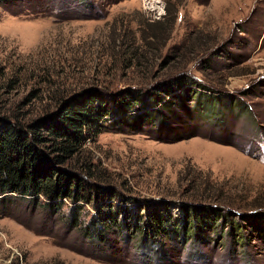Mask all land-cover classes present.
<instances>
[{"label": "rangeland", "instance_id": "1", "mask_svg": "<svg viewBox=\"0 0 264 264\" xmlns=\"http://www.w3.org/2000/svg\"><path fill=\"white\" fill-rule=\"evenodd\" d=\"M164 13L168 37L140 43L146 18ZM137 44L140 64L128 55ZM0 65L19 79L0 103L19 112L51 93L49 80L117 90L189 76L157 112L109 116L85 140L105 184L136 198L140 223L96 220L95 202L2 192L0 264H264V0H1ZM208 206L218 209L205 221L191 215ZM151 211L192 228L154 230Z\"/></svg>", "mask_w": 264, "mask_h": 264}, {"label": "trees", "instance_id": "2", "mask_svg": "<svg viewBox=\"0 0 264 264\" xmlns=\"http://www.w3.org/2000/svg\"><path fill=\"white\" fill-rule=\"evenodd\" d=\"M166 10L169 11L168 8ZM166 15L167 13H164L161 18L156 19L146 18L142 26L151 28V31L149 34H139V39L142 40L140 43H143V38L148 35L147 42L151 43V40L159 38L158 32L161 34V31H164L162 39L168 37L171 29L169 25L161 29ZM143 44L132 46L128 51V55L133 54L138 63L143 60V53L135 49L142 48ZM4 69L5 66L0 65V88L3 84L10 86L19 80ZM163 77L161 74L158 80L150 85H128L117 90L95 86H83L76 90L65 89L60 82L49 80L52 82V85H49L51 93L47 94L46 98L39 97L38 103L33 109H29L30 111L19 112V109H12L9 107L11 101L7 104L0 103V193L12 192L34 198L41 196L47 204H60L62 198L85 203L95 202L99 206V211L95 214L96 220L116 222L121 228L129 226L131 221L133 225L140 223L141 214L136 206V198L105 184L111 182L109 174L94 159L85 140L96 135L109 116H115L110 122L116 123L117 119L133 123L131 116L139 119V116H144L149 111L157 112V109H161L168 98L172 97L175 90L181 87L178 91L180 92L185 88L188 83L185 78L189 76L179 73L174 77ZM195 83L199 82L195 80L191 84ZM39 90V87L30 88L14 102L20 107L33 103L31 98ZM146 105L149 108L140 111ZM156 115L158 114L154 113L150 114L151 117H146L154 120ZM118 201L122 203L119 204ZM127 201L133 205V210L128 212L124 209V202ZM184 206V210L194 212L193 205L189 208V204ZM113 208L120 217L114 216L110 220L106 214L109 215V210L112 212ZM216 209V206H208L191 215H201L200 221H205L206 215L207 219L212 214L215 215ZM129 213L132 220H128ZM148 217L146 221L152 223L154 230L167 228L170 231L184 230L187 233L192 228L185 218L181 219V223L171 221L165 211H151ZM72 222L75 223L74 218ZM184 226L186 230L183 229ZM94 233L101 234L98 231Z\"/></svg>", "mask_w": 264, "mask_h": 264}]
</instances>
